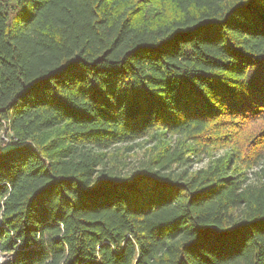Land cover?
<instances>
[{
	"label": "trees",
	"instance_id": "obj_1",
	"mask_svg": "<svg viewBox=\"0 0 264 264\" xmlns=\"http://www.w3.org/2000/svg\"><path fill=\"white\" fill-rule=\"evenodd\" d=\"M0 130L2 264H264V0H0Z\"/></svg>",
	"mask_w": 264,
	"mask_h": 264
},
{
	"label": "rangeland",
	"instance_id": "obj_2",
	"mask_svg": "<svg viewBox=\"0 0 264 264\" xmlns=\"http://www.w3.org/2000/svg\"><path fill=\"white\" fill-rule=\"evenodd\" d=\"M4 138H6V134L4 130H0V146L4 143ZM263 148L264 144L256 147V151ZM112 150L117 153L116 157L114 158L115 160L112 163L116 166H119L118 168L123 170L124 174H131L138 171L143 161L147 160L149 156V146L145 140L130 144H120L113 147ZM217 151L218 150L215 152L217 154H223L224 152L223 149H219V151ZM193 159L195 161L192 167L193 169H197L199 167L206 166L210 158L207 153H202L199 156H194ZM260 162L264 163V158H262ZM261 167V164H257L254 168L249 170L250 175L254 176L255 172L260 170ZM8 257V254H5L0 250V264L5 262Z\"/></svg>",
	"mask_w": 264,
	"mask_h": 264
},
{
	"label": "water",
	"instance_id": "obj_3",
	"mask_svg": "<svg viewBox=\"0 0 264 264\" xmlns=\"http://www.w3.org/2000/svg\"><path fill=\"white\" fill-rule=\"evenodd\" d=\"M18 146H20V144L9 143V144L3 146L2 148H0V151L1 152H5V151H7L9 149H13V148H16Z\"/></svg>",
	"mask_w": 264,
	"mask_h": 264
},
{
	"label": "built area",
	"instance_id": "obj_4",
	"mask_svg": "<svg viewBox=\"0 0 264 264\" xmlns=\"http://www.w3.org/2000/svg\"><path fill=\"white\" fill-rule=\"evenodd\" d=\"M5 140H6V141H8V143H9V140H8V138H5Z\"/></svg>",
	"mask_w": 264,
	"mask_h": 264
}]
</instances>
